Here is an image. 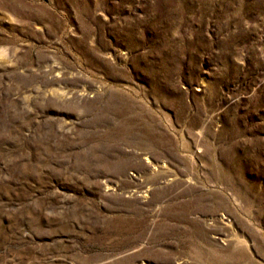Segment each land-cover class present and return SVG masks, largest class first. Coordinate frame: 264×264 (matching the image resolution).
<instances>
[{"label":"rangeland","instance_id":"1","mask_svg":"<svg viewBox=\"0 0 264 264\" xmlns=\"http://www.w3.org/2000/svg\"><path fill=\"white\" fill-rule=\"evenodd\" d=\"M0 264H264V0H0Z\"/></svg>","mask_w":264,"mask_h":264}]
</instances>
